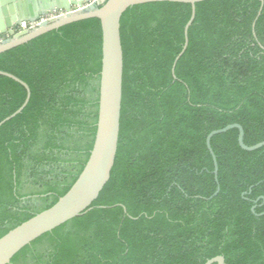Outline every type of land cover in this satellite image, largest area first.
Wrapping results in <instances>:
<instances>
[{
	"label": "trees",
	"instance_id": "obj_1",
	"mask_svg": "<svg viewBox=\"0 0 264 264\" xmlns=\"http://www.w3.org/2000/svg\"><path fill=\"white\" fill-rule=\"evenodd\" d=\"M156 1L120 18V126L89 210L9 264H264V0ZM101 26L64 24L0 53L27 104L0 125V237L50 207L81 172L96 131ZM26 89L0 75V121ZM217 185L219 190L213 195ZM254 206V211L251 207ZM215 264V263H212Z\"/></svg>",
	"mask_w": 264,
	"mask_h": 264
},
{
	"label": "water",
	"instance_id": "obj_2",
	"mask_svg": "<svg viewBox=\"0 0 264 264\" xmlns=\"http://www.w3.org/2000/svg\"><path fill=\"white\" fill-rule=\"evenodd\" d=\"M83 1L86 0H0V33L22 20H34L55 8L69 9L71 5L80 4ZM156 1L184 2L191 5V14L184 26L182 49L172 64L173 72L177 59L188 43L187 31L195 15V3L203 0H98L97 3L77 13H68L64 17L44 22L29 31L15 34L0 43L1 53L49 30L90 17L98 18L101 26L98 112L96 131L89 156L76 180L55 203L19 223L0 237V264H9L12 257L34 239L89 210L92 202L108 181L114 164L120 126L123 73L120 18L122 13L130 6ZM260 1L262 5L263 0ZM0 75L12 78L26 89V97L22 105L1 120V125L23 109L29 100L30 89L24 81L11 73L0 70ZM231 128L238 129L237 140L242 149L254 150L264 145V140L252 145L245 144L243 142V127L238 123L227 124L222 128L209 132L206 136V147L213 160V174L216 183H218V168L210 139L213 135L223 133ZM218 190L219 186L217 185L213 195ZM251 210L254 211V206L251 207ZM260 214H264V211ZM212 263L224 264L223 256H214L204 264Z\"/></svg>",
	"mask_w": 264,
	"mask_h": 264
},
{
	"label": "built area",
	"instance_id": "obj_3",
	"mask_svg": "<svg viewBox=\"0 0 264 264\" xmlns=\"http://www.w3.org/2000/svg\"><path fill=\"white\" fill-rule=\"evenodd\" d=\"M98 0H86L80 4H73L69 9L55 8L45 14L40 15L34 20H22L19 23L13 24L11 27L7 28L3 33H0V43L11 38L15 34L22 33L24 31H29L44 22H49L54 19L66 16L68 13H77L95 3Z\"/></svg>",
	"mask_w": 264,
	"mask_h": 264
},
{
	"label": "crops",
	"instance_id": "obj_4",
	"mask_svg": "<svg viewBox=\"0 0 264 264\" xmlns=\"http://www.w3.org/2000/svg\"><path fill=\"white\" fill-rule=\"evenodd\" d=\"M19 1H27V0H19Z\"/></svg>",
	"mask_w": 264,
	"mask_h": 264
}]
</instances>
